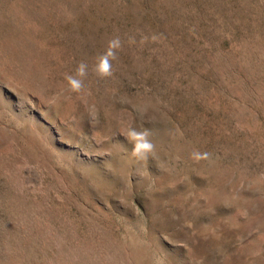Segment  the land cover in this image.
<instances>
[{
  "label": "rangeland",
  "instance_id": "1",
  "mask_svg": "<svg viewBox=\"0 0 264 264\" xmlns=\"http://www.w3.org/2000/svg\"><path fill=\"white\" fill-rule=\"evenodd\" d=\"M0 264H264V0H0Z\"/></svg>",
  "mask_w": 264,
  "mask_h": 264
},
{
  "label": "clouds",
  "instance_id": "2",
  "mask_svg": "<svg viewBox=\"0 0 264 264\" xmlns=\"http://www.w3.org/2000/svg\"><path fill=\"white\" fill-rule=\"evenodd\" d=\"M147 147V145H137V148H144Z\"/></svg>",
  "mask_w": 264,
  "mask_h": 264
}]
</instances>
